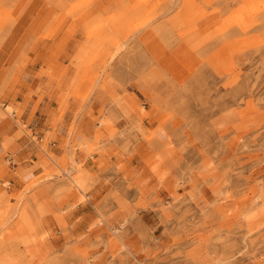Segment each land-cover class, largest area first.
Returning <instances> with one entry per match:
<instances>
[{
    "label": "rangeland",
    "instance_id": "obj_1",
    "mask_svg": "<svg viewBox=\"0 0 264 264\" xmlns=\"http://www.w3.org/2000/svg\"><path fill=\"white\" fill-rule=\"evenodd\" d=\"M9 35L57 114L0 100L48 157L0 160V264H264V0H0Z\"/></svg>",
    "mask_w": 264,
    "mask_h": 264
},
{
    "label": "crops",
    "instance_id": "obj_2",
    "mask_svg": "<svg viewBox=\"0 0 264 264\" xmlns=\"http://www.w3.org/2000/svg\"><path fill=\"white\" fill-rule=\"evenodd\" d=\"M13 44V38L10 35L0 43V100H4V104L12 99H15V104L24 102L21 120L40 141L57 114L56 100L46 94L40 95V91L37 90L42 79L35 75V70L43 59L44 51L36 48L31 54L32 61H26L21 71L16 73L13 65ZM70 122L71 115H68L56 120V127L52 129V135L55 138L48 142V147L57 155H61L64 151L67 154L70 153L73 142L72 136L68 133ZM13 126L7 121H0V160L6 157L12 163L10 167L20 171L25 162H42L48 158L43 152L42 155L37 156L39 149L33 145L32 141L13 138L10 135ZM73 127L79 128L81 137H86V132L79 125L74 123ZM5 137H7L6 141H4ZM74 154L75 160L82 159L81 152L77 148ZM10 182L14 183V178H11Z\"/></svg>",
    "mask_w": 264,
    "mask_h": 264
}]
</instances>
